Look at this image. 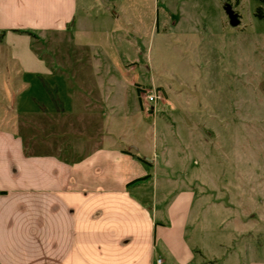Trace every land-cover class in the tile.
Listing matches in <instances>:
<instances>
[{
	"label": "rangeland",
	"instance_id": "rangeland-1",
	"mask_svg": "<svg viewBox=\"0 0 264 264\" xmlns=\"http://www.w3.org/2000/svg\"><path fill=\"white\" fill-rule=\"evenodd\" d=\"M257 10L264 14V0H98L85 28L56 46L72 60L66 90L63 78H43L56 84L53 95L68 114L46 125L42 115L27 119L41 142L63 138L82 157L126 146L153 158L148 196L159 203L192 191L189 264H264V17ZM157 246L165 264H177Z\"/></svg>",
	"mask_w": 264,
	"mask_h": 264
},
{
	"label": "crops",
	"instance_id": "crops-1",
	"mask_svg": "<svg viewBox=\"0 0 264 264\" xmlns=\"http://www.w3.org/2000/svg\"><path fill=\"white\" fill-rule=\"evenodd\" d=\"M96 1L0 0V264H165L158 242L177 264L194 258L185 240L194 193L182 189L162 203L148 196L153 158L126 146L82 157L63 138L41 142L37 123L27 122L68 114L43 78H63L66 90L72 60L56 46L85 28ZM32 87L34 95L19 96Z\"/></svg>",
	"mask_w": 264,
	"mask_h": 264
},
{
	"label": "water",
	"instance_id": "water-1",
	"mask_svg": "<svg viewBox=\"0 0 264 264\" xmlns=\"http://www.w3.org/2000/svg\"><path fill=\"white\" fill-rule=\"evenodd\" d=\"M225 12L229 17L230 24L233 26L239 23L237 14L232 10L231 6L225 5Z\"/></svg>",
	"mask_w": 264,
	"mask_h": 264
},
{
	"label": "built area",
	"instance_id": "built-area-1",
	"mask_svg": "<svg viewBox=\"0 0 264 264\" xmlns=\"http://www.w3.org/2000/svg\"><path fill=\"white\" fill-rule=\"evenodd\" d=\"M147 99L151 102H154L156 100L155 95L147 94ZM158 263H160V259L157 260Z\"/></svg>",
	"mask_w": 264,
	"mask_h": 264
},
{
	"label": "trees",
	"instance_id": "trees-1",
	"mask_svg": "<svg viewBox=\"0 0 264 264\" xmlns=\"http://www.w3.org/2000/svg\"><path fill=\"white\" fill-rule=\"evenodd\" d=\"M256 14L260 17H264V14L260 10H257ZM22 32H26V31H22ZM27 33H30V32H27ZM31 35H33V34H31ZM2 36H3V32L0 33V40H1Z\"/></svg>",
	"mask_w": 264,
	"mask_h": 264
}]
</instances>
